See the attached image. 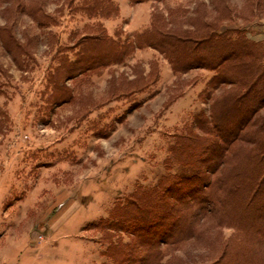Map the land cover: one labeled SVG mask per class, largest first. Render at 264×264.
Listing matches in <instances>:
<instances>
[{"label": "rangeland", "instance_id": "1", "mask_svg": "<svg viewBox=\"0 0 264 264\" xmlns=\"http://www.w3.org/2000/svg\"><path fill=\"white\" fill-rule=\"evenodd\" d=\"M85 1L0 0V264H116L109 243L126 252L120 264H144L154 241L160 264H236L239 255H264V206L251 214V201L231 189L236 176L264 173L246 161L264 102L219 148L216 132L197 127L211 110H226L235 87L209 84L215 70H173L149 46L88 70L73 63L83 47L107 46L84 34L96 25L121 42L151 23L178 34L209 23L264 49V0H109L107 11L91 16ZM63 61L75 68L65 71ZM242 116L232 118L234 126ZM162 181L154 189L165 205L143 194L144 214L126 206L135 187ZM158 213L166 234L181 225L190 236L165 244L155 231L152 242L132 231V217L155 221Z\"/></svg>", "mask_w": 264, "mask_h": 264}, {"label": "trees", "instance_id": "2", "mask_svg": "<svg viewBox=\"0 0 264 264\" xmlns=\"http://www.w3.org/2000/svg\"><path fill=\"white\" fill-rule=\"evenodd\" d=\"M138 1L141 0H135L134 2ZM109 5V0H88L85 1L82 8L91 16L95 13L103 14L109 9ZM84 28L90 30L89 33L85 32L84 34L93 36L91 39L94 40V44L105 42L107 45L104 47L103 51L100 48H96L95 45L83 47V49L80 50L82 56L77 57L76 55L73 63H78V65L83 64L87 70L93 66L101 65V63L108 64L109 62H121L125 54L129 53L136 47L149 46L156 48L164 54L173 70L184 71L193 67L215 70V74L209 79V84L218 85L220 83H230L235 86L231 94L226 97L229 103L223 104L226 108L224 112H221V110L217 111L216 109L214 111L211 110L209 116H206L204 119L197 122V127L204 133L212 134L213 132H216L215 136H217L219 140L217 141L214 139L213 144L219 148H223L222 144H227L231 138H236L238 136L240 132L239 130L252 120V115L257 110L256 107L259 106V103L264 102L263 44L255 40H249L246 38L245 34H242L241 37H230L226 30L222 31L218 29L217 26H213L209 23H205L204 26L199 29L178 34L173 31L164 30L160 25L151 23L150 28L144 30L140 36L129 38V36L126 35L121 42H118V40H111L110 38L106 39L102 34L105 29H102L99 25H96L95 27L85 26ZM234 31L235 33L243 32L242 30L237 29ZM85 55L87 58L86 61L84 60L85 63H83V60L81 59L84 58ZM90 55H92L93 58H91ZM61 66H63L65 71L73 70L75 68L71 65V62L66 61H63ZM53 83L56 85L57 80H53ZM240 113H242L243 116L238 127H236L234 126L235 120L232 118H238ZM201 115L204 116L203 112ZM232 127H236V130L234 129L233 131ZM259 127L260 129L258 132L261 133L257 132L259 135L257 134L254 139L255 142L253 141L254 148L252 147V149L249 150V156L246 159L247 163L254 164L257 168L264 167V159L262 158L264 157V120L263 122L261 121ZM186 140L189 141L191 139L188 137ZM184 142L185 140L177 141L180 147L185 144ZM262 175L264 176V173H256V169H252L248 175L236 176L235 179L237 178V181L235 182H237V184H234L236 188L234 189V185H232L233 188H231L233 189L234 194L236 196L238 195L237 197L241 194L240 197H242V200L244 199V202L248 199L251 201L249 205V212L251 214H256L257 211L264 206V177ZM168 176L169 175L166 177L169 179L170 176ZM167 178L165 179L166 181L168 180ZM246 180H248L249 183H247ZM163 185L164 182L162 181L157 187L151 186L147 187L145 190L141 186L135 187L130 195H127L126 197V206H133L137 209V213L144 214L141 210V204L144 202L143 194H151L150 197L160 196L158 207H162L165 205L166 198H161L163 195H160L158 189L155 190L154 188H161ZM239 188H242L240 190L241 192L238 191ZM150 191L151 193H149ZM260 193H263L261 197L259 196ZM162 194H164V192ZM152 197L149 200L153 199ZM210 197L212 198L211 193H209V200ZM233 199L234 198H231L229 202H232ZM190 200L192 201V199ZM252 201L254 203H252ZM192 207L193 203L189 202L183 208V211L187 209L189 212ZM262 210H264V208H262ZM146 213L148 212L146 211ZM193 214L194 216L196 215L195 213ZM236 214L237 212L235 213V210H233V213L231 214L233 220H237ZM155 216L158 217H155L157 219L155 221L154 218H150V216L138 220V217H132V231H140L139 234H142V238L146 237L150 242H152L151 240L154 236L151 235L152 233L154 234L152 231H155V233H159V238L157 240L162 239L165 244H172L185 237V235H183L185 227H182L181 225L178 227L179 229L176 234H166L165 230H162V225L159 224L160 219H162V213H158V215ZM250 216L251 215L249 214V218L251 219ZM124 221L130 222L127 218H125ZM262 222L263 220L261 223ZM261 223L258 221L253 222V224L256 225L253 227L256 228L257 233L261 232L259 231ZM239 230L241 232L242 228H239ZM189 236H186L185 238ZM262 236L264 237V235H261V237ZM154 244L156 245H152L155 247H153V250L149 255H146L144 264H160L161 262L163 253L161 252V249L158 248L155 241ZM110 245L111 250L118 256L116 264L125 261L122 258H124L126 252H119L118 247L115 248L116 245L112 246V244L109 243V246ZM254 245L256 248V242ZM262 255L260 252H254V260L249 259L248 256L239 255L236 264H264V255ZM259 258L262 259L261 262H258ZM125 259L129 260L128 258ZM112 264H114V261Z\"/></svg>", "mask_w": 264, "mask_h": 264}]
</instances>
